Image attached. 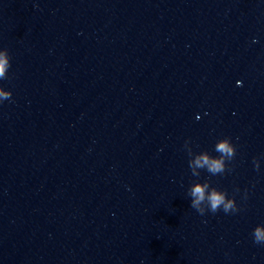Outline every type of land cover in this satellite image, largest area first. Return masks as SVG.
<instances>
[{"label": "clouds", "instance_id": "9594fccd", "mask_svg": "<svg viewBox=\"0 0 264 264\" xmlns=\"http://www.w3.org/2000/svg\"><path fill=\"white\" fill-rule=\"evenodd\" d=\"M10 67L11 57L8 50L0 49V80L8 79ZM11 99L12 92L0 86V104L4 101H11ZM184 147L190 157L188 165L192 176L199 177L201 170L208 172L212 176L223 175L226 171H231L228 162L235 158L236 146L231 142L230 138L225 137L216 142L214 151L218 153L217 156H213L207 151L194 153L189 141L185 142ZM253 165L258 171L260 168L259 160L254 158ZM234 191L238 193L240 190L237 188ZM188 196L191 198V208L202 216L206 212L215 214L221 210L225 214H235L240 211L234 195L229 197L227 191L211 186L207 180L194 182L188 189ZM244 198H247V190H245ZM251 235L253 243L264 245V224L255 226Z\"/></svg>", "mask_w": 264, "mask_h": 264}]
</instances>
